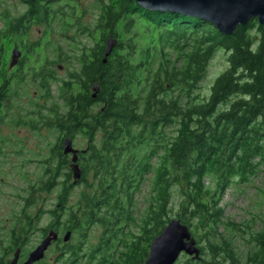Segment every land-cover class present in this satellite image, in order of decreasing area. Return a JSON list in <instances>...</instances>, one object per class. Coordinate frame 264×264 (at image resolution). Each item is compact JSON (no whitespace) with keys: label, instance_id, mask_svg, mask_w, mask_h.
<instances>
[{"label":"trees","instance_id":"1","mask_svg":"<svg viewBox=\"0 0 264 264\" xmlns=\"http://www.w3.org/2000/svg\"><path fill=\"white\" fill-rule=\"evenodd\" d=\"M83 1L18 0L13 14L0 0V109L7 97L10 107L28 97L29 107L20 104L13 116L6 107V119L44 141L28 152L17 142L12 152L49 159L42 172L52 192L68 163L64 140L86 142L73 145L79 182L69 165L64 194L55 197H64L79 238L101 230L88 250L94 264H144L149 243L173 218L188 226L203 264H236L238 233L250 235L239 240L248 246L246 264H264V219L252 214L237 224L219 205L227 189L264 177V26L251 19L223 35L204 19L134 0ZM108 39L116 44L104 62ZM15 46L21 55L10 68ZM217 52L227 67L204 92ZM7 145L0 141L1 153ZM78 187L72 204L81 218L68 204ZM78 251L72 247L70 264ZM191 259L180 264H197Z\"/></svg>","mask_w":264,"mask_h":264},{"label":"flooded vegetation","instance_id":"2","mask_svg":"<svg viewBox=\"0 0 264 264\" xmlns=\"http://www.w3.org/2000/svg\"><path fill=\"white\" fill-rule=\"evenodd\" d=\"M8 99L7 97L4 100V107H6ZM1 109L0 111L2 112L3 109ZM1 112L0 120L2 119ZM22 121L25 123V120ZM22 128L28 129L26 127ZM0 141L6 144H14L22 141L26 144L24 137H18L17 135L13 139L3 138ZM23 156L24 153L20 155L12 151L11 153L0 152V264H25L24 262H27L29 255L46 239H50V243L45 248L43 257L36 261L35 264H70L71 261L69 259L72 247L79 249V255L76 260L78 264H94L92 260H88V250L84 252L81 247L84 243L82 240V232L79 233L81 236L79 238L78 235H75V231L68 226L67 204H63L64 197L61 196L63 200L59 201L57 198L58 195L53 204L49 203L51 189H47L46 186L49 182V176L44 171V173L42 172L43 167H46V170L49 168V159L47 161L45 159V161L35 162L33 160V162H28L30 165L34 164V167L41 173L30 176L26 171V161L19 163L13 162L15 158L24 160ZM62 156L67 158L68 163H63L62 172L60 171L59 176L55 178L53 183V190L58 188L60 195L64 194L65 191L66 184H64L65 179L62 177V174L65 176V173H67L66 170L69 169L71 155L65 156L62 154ZM8 162L10 164L9 167H7ZM5 170L9 171L10 176L14 175V172H19L20 174L18 179L21 185H17L20 188L12 189L14 195L8 193L2 195L1 191L4 185L9 188H14L11 185V180H8V176L5 175ZM55 170L54 166L53 171ZM71 213L77 214V216L79 215L75 205L71 207ZM79 218H81V215H79ZM83 228L87 229L88 227ZM86 231L85 233L89 232V230ZM52 233L55 237L51 236ZM67 233H70V237L68 241H65ZM74 239L75 243H73ZM247 256L248 254L243 258L237 256V260H239L236 264H246ZM201 259H196L197 261L194 259L191 260L194 263L203 264V259Z\"/></svg>","mask_w":264,"mask_h":264},{"label":"water","instance_id":"3","mask_svg":"<svg viewBox=\"0 0 264 264\" xmlns=\"http://www.w3.org/2000/svg\"><path fill=\"white\" fill-rule=\"evenodd\" d=\"M143 9L151 11L177 12L182 15L198 17L211 23L223 35L233 34L239 26L255 19L264 26V0H134ZM105 59L111 54L116 41L108 39ZM18 48H13L10 58V68L17 64L20 56ZM92 97H95L98 85L92 88ZM72 140L66 138L63 145V154L70 157V171L72 183L77 184L81 178V170L77 164L78 151L73 148ZM188 226L173 218L161 232L149 243V251L144 264H175L179 255L186 254L199 259L200 250L195 243ZM70 233L66 234L65 241L69 240ZM51 236H54L53 233ZM55 237V236H54ZM50 243L46 239L30 255L25 264H35L43 257L44 251Z\"/></svg>","mask_w":264,"mask_h":264},{"label":"rangeland","instance_id":"4","mask_svg":"<svg viewBox=\"0 0 264 264\" xmlns=\"http://www.w3.org/2000/svg\"><path fill=\"white\" fill-rule=\"evenodd\" d=\"M93 1L94 0H84L82 3H84V5L87 3L88 6H90V4L93 3ZM6 6L8 7V9L13 14H16L18 11L21 10L18 0H7ZM12 51H13V49H12ZM12 51L10 52V56L12 54ZM22 54H23V52H22ZM10 56H8L9 59L11 58ZM225 59L226 58L224 57V54L222 52H217L214 55V57L212 58V60L209 61L210 63H209V66L207 69V74H206L207 76H206L205 80L201 83V88H203L202 90L204 92H206L209 89L208 87L212 84L214 78L217 77L219 75V73H221L224 69H226L227 62L225 61ZM58 76L63 77L64 71L59 70ZM19 96H20V99H18V98L14 99V107H10L11 101L10 102L8 101V103H6V107L7 108L10 107V109H12V111H10L11 116H13V114L17 113L18 108H16V107L19 106L20 104H21L20 106H23L24 108L29 107V105L27 104L28 97L22 96V95H19ZM6 107L2 108L3 110L1 112L2 119H4L5 121H3V122L1 121L2 124H1L0 136H2L3 138H6V139H8V138L13 139L15 135H17L18 137H24V141L26 142V144L24 146L25 150L27 152L28 151H35L36 143L40 142V141L44 142L42 139V135L40 137L39 136L37 137V136L31 134L28 129H24V128L18 129L17 127L10 126L8 123V120L6 119L7 118L6 111H5ZM43 136H45V135H43ZM45 137H47V136H45ZM52 139H53V137H51V141H52ZM85 143L86 142L83 141L82 139L76 138L72 145H74V147L76 149H84L86 147ZM16 144L17 143H14V144L8 143V145L3 147V148H4V150H6V152L11 153V151H13L12 147H17ZM41 147L42 146H40V148ZM23 157H24V160H19V158H15V159H13L14 160L13 162L19 163V162L26 161L27 162L26 171L29 173V175L30 176L31 175L32 176L38 175L40 172H38V170L34 167V164L33 165L28 164V162H30V161L33 162L34 159L33 160L30 159V156H28V154H24ZM40 158H38V159L40 160ZM42 158H43V156H42ZM39 160H36L35 162H37ZM9 166H10V164L8 162L7 167H9ZM5 171H6V173H8V174L5 173V175L8 176V180H11V182H12L11 185L14 186V188H9V187H6L4 185V187L1 191L2 195L5 193L14 195L12 189H15L17 187L20 188L17 185H21V182L18 179L20 174H19V172L18 173L14 172L15 174L11 175L14 177H11L9 171H7V170H5ZM80 189H81L80 187L76 188V190L73 191L72 195H70L69 201H68L69 207H72L75 205L72 203L76 200V198H77L76 194L79 193ZM146 190H147V187L145 185V187L142 188L143 192H141V193L144 194V191H146ZM262 190L264 192V177L261 175H258V177L255 176V178H253V180L249 183L234 185L230 189H227V191L225 192V194L223 196V199L221 202L222 204H219L224 209L223 216H225V218H230V219L234 220L237 224H240V223L244 222L245 220L249 219L252 214H258L259 215L257 222H259L260 218L264 219V196H262L260 193ZM58 192H59L58 188L54 189L51 192V194L49 196L50 197V202H49L50 204H53V202L56 198L55 196H57ZM138 201L140 202V204L137 205L139 207L138 208L139 212H142L144 210L145 206H143L144 203H141V197L138 198ZM259 204H261L262 207L261 208L258 207L259 209H256V206H259ZM260 226H261V224L257 223L254 226V229L260 228ZM221 227L222 226L220 225L216 228V230L219 234L224 232L221 229ZM100 233H101V230L98 227H94L91 230H89L88 233H85L86 238L83 239L84 243L81 246L83 248L84 252L89 250L91 246L96 245L99 242V238L101 236ZM237 235H238V240H236V241H238V242H235L236 246L238 244L237 254H238V256H241L243 258V257H245V255H247L246 253L248 252V246L246 245V243H240L239 240H241L242 238L249 239L250 235H248V233L247 234L246 233H244V234L238 233ZM76 238H77V236H76ZM73 243H75V239L73 240ZM198 245L202 246L204 244L198 243ZM179 256L180 257L178 258V261H177L179 264H180V262H183V261L186 262V261H188V259H190V257L186 256L185 254H181Z\"/></svg>","mask_w":264,"mask_h":264}]
</instances>
